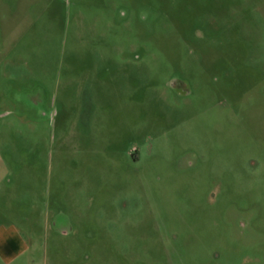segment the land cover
Instances as JSON below:
<instances>
[{
	"label": "rangeland",
	"instance_id": "rangeland-1",
	"mask_svg": "<svg viewBox=\"0 0 264 264\" xmlns=\"http://www.w3.org/2000/svg\"><path fill=\"white\" fill-rule=\"evenodd\" d=\"M0 264H264V0H0Z\"/></svg>",
	"mask_w": 264,
	"mask_h": 264
},
{
	"label": "crops",
	"instance_id": "crops-1",
	"mask_svg": "<svg viewBox=\"0 0 264 264\" xmlns=\"http://www.w3.org/2000/svg\"><path fill=\"white\" fill-rule=\"evenodd\" d=\"M0 234H4L0 230ZM19 248L17 237L13 234L0 235V254H14L17 253Z\"/></svg>",
	"mask_w": 264,
	"mask_h": 264
}]
</instances>
